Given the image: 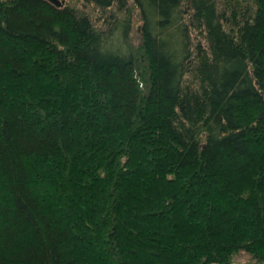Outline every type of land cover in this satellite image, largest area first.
Wrapping results in <instances>:
<instances>
[{"label":"trees","instance_id":"trees-1","mask_svg":"<svg viewBox=\"0 0 264 264\" xmlns=\"http://www.w3.org/2000/svg\"><path fill=\"white\" fill-rule=\"evenodd\" d=\"M87 1L0 0V264H264V0Z\"/></svg>","mask_w":264,"mask_h":264},{"label":"rangeland","instance_id":"rangeland-1","mask_svg":"<svg viewBox=\"0 0 264 264\" xmlns=\"http://www.w3.org/2000/svg\"><path fill=\"white\" fill-rule=\"evenodd\" d=\"M59 2L61 4L67 3V4H71L73 6H75L76 8L80 9L81 11H93L95 8V5H91V3L87 0H59ZM97 9V8H96ZM97 15H101L102 14V10L101 9H97ZM137 34H134L132 36V40L135 43V45L138 42V39L136 38ZM233 264H261L259 262H257L256 260L252 259L247 253L240 251L237 254H235V256L233 257L232 260Z\"/></svg>","mask_w":264,"mask_h":264},{"label":"water","instance_id":"water-1","mask_svg":"<svg viewBox=\"0 0 264 264\" xmlns=\"http://www.w3.org/2000/svg\"><path fill=\"white\" fill-rule=\"evenodd\" d=\"M56 3H60L59 0H54Z\"/></svg>","mask_w":264,"mask_h":264}]
</instances>
